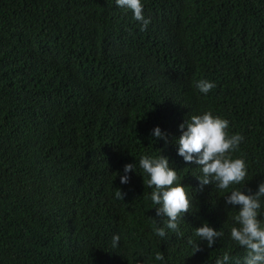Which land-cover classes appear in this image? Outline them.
Here are the masks:
<instances>
[{
	"label": "trees",
	"instance_id": "trees-1",
	"mask_svg": "<svg viewBox=\"0 0 264 264\" xmlns=\"http://www.w3.org/2000/svg\"><path fill=\"white\" fill-rule=\"evenodd\" d=\"M142 3L146 31L116 0H0V264H243L225 196L264 182V0ZM206 111L245 137L232 158L246 185L199 191L200 167L178 155L180 125ZM161 151L192 198L182 236L153 231L167 218L139 159ZM205 221L224 232L212 248L195 236Z\"/></svg>",
	"mask_w": 264,
	"mask_h": 264
},
{
	"label": "clouds",
	"instance_id": "clouds-1",
	"mask_svg": "<svg viewBox=\"0 0 264 264\" xmlns=\"http://www.w3.org/2000/svg\"><path fill=\"white\" fill-rule=\"evenodd\" d=\"M116 4L120 8L131 10L135 20L141 23V31L147 30L151 18L144 16L142 0H116ZM195 87L200 92L208 94L216 85L214 82L201 79L195 83ZM229 123V120L206 111L203 114L192 115L180 125L182 135L177 140L178 155L182 156L186 163H194L200 167L202 175L197 176L199 191H203L204 186L209 184L224 191L246 181L248 167L245 160L232 158V153L239 149L245 137L239 133L229 135ZM152 136L156 140L163 139L166 144L168 142L167 133L159 126L153 129ZM139 167L148 177L144 180L145 186L154 189L150 199L156 205V215L167 218L164 227H154L153 231L161 238H167L166 230L182 236L181 219L186 213L191 212L193 205L188 190L181 183L177 169L170 167V159L163 155L162 151L158 156H142L139 159ZM133 171H136V164H126L123 175L120 176V183H130L129 174ZM126 195V192L118 188L114 198L125 200ZM261 198H264V182L259 184L258 190L254 193L251 189L245 192L237 188L233 189L230 195L225 196L226 206L238 208L237 214L232 217L234 224L230 229V237L246 250L243 264H264V220L259 218L262 208ZM223 235L222 230H217L207 221L195 228V236L200 241H207L209 248H212L217 238ZM120 240L119 234L113 236V249L119 247ZM189 244L194 246L195 253L201 250L199 243H195L192 238H189ZM230 259V254L225 252L222 258H217L216 264H226ZM155 260L166 264L161 252L156 253Z\"/></svg>",
	"mask_w": 264,
	"mask_h": 264
}]
</instances>
